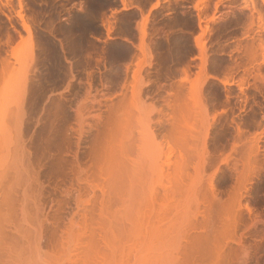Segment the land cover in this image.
Segmentation results:
<instances>
[{
    "label": "rangeland",
    "instance_id": "obj_1",
    "mask_svg": "<svg viewBox=\"0 0 264 264\" xmlns=\"http://www.w3.org/2000/svg\"><path fill=\"white\" fill-rule=\"evenodd\" d=\"M119 2L0 0V264H264V0Z\"/></svg>",
    "mask_w": 264,
    "mask_h": 264
},
{
    "label": "trees",
    "instance_id": "obj_2",
    "mask_svg": "<svg viewBox=\"0 0 264 264\" xmlns=\"http://www.w3.org/2000/svg\"><path fill=\"white\" fill-rule=\"evenodd\" d=\"M115 3H117L119 6H120V2L119 0H115ZM106 8V11H108V6L106 5L105 6ZM87 37L92 41L93 38L91 37L92 34L96 35V36H99V35H105L104 33V30L102 29L100 23H99V26L97 28H91V29H88L87 31Z\"/></svg>",
    "mask_w": 264,
    "mask_h": 264
},
{
    "label": "bare ground",
    "instance_id": "obj_3",
    "mask_svg": "<svg viewBox=\"0 0 264 264\" xmlns=\"http://www.w3.org/2000/svg\"><path fill=\"white\" fill-rule=\"evenodd\" d=\"M197 42H198V40L195 43H197Z\"/></svg>",
    "mask_w": 264,
    "mask_h": 264
}]
</instances>
